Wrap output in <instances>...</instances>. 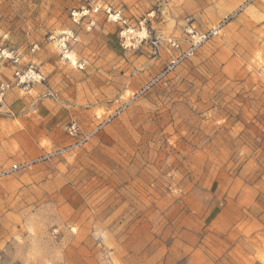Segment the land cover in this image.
<instances>
[{"label": "rangeland", "instance_id": "374dc122", "mask_svg": "<svg viewBox=\"0 0 264 264\" xmlns=\"http://www.w3.org/2000/svg\"><path fill=\"white\" fill-rule=\"evenodd\" d=\"M96 3L0 0V264H264V0Z\"/></svg>", "mask_w": 264, "mask_h": 264}, {"label": "built area", "instance_id": "2783aa9c", "mask_svg": "<svg viewBox=\"0 0 264 264\" xmlns=\"http://www.w3.org/2000/svg\"><path fill=\"white\" fill-rule=\"evenodd\" d=\"M83 6L78 10H73L70 13L71 20L73 23L78 24L82 18L87 17L89 14H97L100 10V5L96 3V0H81ZM109 18L112 17L110 9L106 11ZM117 16V15H116ZM73 40V36L71 34H62V36L58 39V47L61 49L63 53H67L68 46L70 42ZM1 55L5 58L8 57L9 59L13 60L14 63H17L18 59L11 56V53L8 52H1ZM79 69H82L83 65H78ZM44 77L39 73V71L33 65H29L25 69L16 68L13 74V82L16 84H32L34 82H43ZM9 87L8 84H1L0 85V94Z\"/></svg>", "mask_w": 264, "mask_h": 264}, {"label": "bare ground", "instance_id": "6f19581e", "mask_svg": "<svg viewBox=\"0 0 264 264\" xmlns=\"http://www.w3.org/2000/svg\"><path fill=\"white\" fill-rule=\"evenodd\" d=\"M145 109V108H143ZM147 110L142 111L141 113L139 112V114L134 118V120L132 121L131 126L128 128L127 130V137L129 138L130 135H132L133 133H136L140 127H145L146 125L144 124L145 122V114H146ZM147 119V118H146Z\"/></svg>", "mask_w": 264, "mask_h": 264}, {"label": "crops", "instance_id": "0c3cea01", "mask_svg": "<svg viewBox=\"0 0 264 264\" xmlns=\"http://www.w3.org/2000/svg\"><path fill=\"white\" fill-rule=\"evenodd\" d=\"M45 67V66H44ZM36 102H34V104H33V109H35V106H36V104H35ZM40 105V104H39ZM37 108H38V105L36 106ZM38 112V111H37ZM49 115H55L54 113H52V112H49V113H46V114H44V115H42L41 116V120H47V119H49Z\"/></svg>", "mask_w": 264, "mask_h": 264}]
</instances>
